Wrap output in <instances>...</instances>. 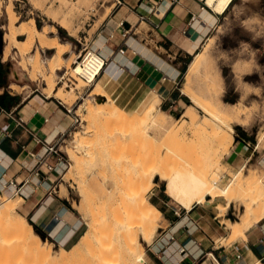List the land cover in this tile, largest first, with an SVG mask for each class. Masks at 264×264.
<instances>
[{"label": "rangeland", "instance_id": "rangeland-1", "mask_svg": "<svg viewBox=\"0 0 264 264\" xmlns=\"http://www.w3.org/2000/svg\"><path fill=\"white\" fill-rule=\"evenodd\" d=\"M113 2L114 0H0V49L2 48L3 52L6 47L3 37L9 32L10 10L17 16L15 25L29 24L34 20L37 28L46 32L50 40L47 39L48 43L53 44L55 43L53 40L56 39L68 45L63 55L65 65L62 70L52 75L48 68L49 59L56 51L42 49L36 42L26 59L29 61L38 52L42 65H45L43 75L46 78L53 76V85L55 83L53 91L64 97L60 99L53 93L51 99L61 101L80 118V122L63 136L60 144L70 165L72 160L68 155L69 149L71 153L80 157L82 161L80 171L74 178H67L66 174L70 168L68 165L55 182L58 187L54 192L58 194L57 190L60 188L61 192L58 195L68 196V202L73 206L77 216L85 222L84 226L94 220H98L100 225L96 227L95 242L89 252L76 259L69 255L63 263L53 264H90L94 254L113 253L115 250L118 251L117 249L131 246H142L146 252L148 246L152 244L146 240L142 228L146 227V215L157 208L154 202H158V198L161 200L168 198L170 206L185 212L167 196L166 184L160 181L169 179L176 172L185 174L187 171H192L205 181L215 179L219 166L214 162L213 155L220 148L218 140L223 130L229 132L228 125L235 130L234 142L245 139L253 148L264 136V0H234L227 12L222 15L220 23L196 50L197 54H203L204 59L189 91L196 96L201 106L213 112L214 117L206 115L203 107H195L183 94L188 66L194 60L192 55L186 59L188 63L184 66L186 69L177 80V92L181 95L182 101L180 105L175 106V111L173 109L167 112L168 116L172 117H168L167 121L172 126L181 125L186 106H193L195 118L200 123L198 127L184 130V133L179 135H172L168 128L161 131L154 129L149 123L150 120H146V114L139 112V116L135 113L134 118L136 116L138 119L144 115L146 119L141 118L137 121L136 118L132 119L136 122L128 119V124L124 122V125H118L99 116L85 122L84 116L78 110L96 83L89 87L79 79L73 69L76 68V59L86 46L96 51L100 49L94 41L106 27L104 18L108 13L110 15L109 11L112 10L109 7ZM112 28L117 27L112 25ZM3 52L0 53L1 85L12 93L11 96L20 95L22 98L27 95L48 96L50 90L47 89H50V86L41 77L35 82L28 78V74L20 66L21 57L16 51H12V56L7 61L3 60ZM80 83L82 86H79ZM12 84L24 87L25 90L20 89V94H17L10 88ZM155 97L157 96L154 95L153 98ZM98 99L110 104V101L103 97ZM116 99L118 100V97ZM124 105L131 109L128 103L125 102ZM147 105L137 107L143 110ZM231 105L237 109L233 108V112L232 109L229 110L230 116H227L225 111ZM231 113L232 115L236 113V116L232 117ZM201 123H209L210 128L207 126L209 129H204ZM79 131H84L85 134L83 147L80 145L82 149H76L79 150L76 152L70 148V142ZM260 145L258 144L257 148H261V152L248 163L253 168H263L260 162L263 159L264 140ZM231 150L224 154L226 162V156ZM222 152L223 149L219 150L218 154L221 156ZM144 172L155 173L156 179L149 183L148 179L142 177ZM262 177L264 181V171ZM247 184L242 181L237 183L234 195L243 196L248 200L254 199V193L248 189ZM11 198L16 201V211L26 216L21 198L18 196ZM149 202L155 209L146 207ZM195 208L200 209V213L205 214L207 219H216L223 235L221 238L223 244L220 245L227 249L237 248V254H242L246 258L244 253L250 248L254 249L256 242L262 241L264 245V223L248 235L249 240L246 243L232 242L224 222L217 219L214 214L219 211L217 208L212 211L203 205H195ZM157 211L160 214V221L159 219L157 221L154 242L162 237L164 229L170 228L162 213L158 209ZM26 217L31 224L29 217ZM225 217L235 221L240 218V212L229 208ZM86 230L87 227L67 250H73ZM41 239L50 245L54 256H60L59 249L63 248L62 246L55 245L45 238ZM259 250L262 251L261 248ZM254 251L256 253V250ZM249 252L252 260L248 264H252L255 256ZM263 252L258 256L262 261ZM202 262L203 260L200 263Z\"/></svg>", "mask_w": 264, "mask_h": 264}, {"label": "crops", "instance_id": "crops-1", "mask_svg": "<svg viewBox=\"0 0 264 264\" xmlns=\"http://www.w3.org/2000/svg\"><path fill=\"white\" fill-rule=\"evenodd\" d=\"M109 9L110 15L104 18L106 27L94 41L107 60L100 81L113 86L116 97L128 104L130 101L137 106L147 105L157 95L164 112L175 111L182 101L177 80L186 69V59L195 57L196 50L220 23L223 14L208 8L204 0H114ZM120 49L125 53L119 54ZM14 86L17 85L10 88ZM5 94L9 95L8 107L0 106V193L20 197L34 230L68 249L86 228L85 222L77 216L68 196H59L60 188L59 195L54 192L58 172L48 173L43 168L39 179L32 172L40 159L46 157L43 142H53L73 127L71 110L61 101L44 95L11 96L0 78V96ZM19 120L23 121L21 126ZM260 149L257 144L253 148L245 139L235 140L226 156L227 162L242 168ZM262 152L260 163L264 169V149ZM45 161L55 163L56 158L47 156ZM10 181L17 182L20 191H14ZM157 200L154 204L170 228L164 229L162 237L148 246L147 264H248L252 260L249 251L257 258L264 251L262 241H258L254 249L244 253L246 258L240 254L239 260L237 248L220 246L218 241L223 235L216 219H207L195 206L191 211L180 207L185 210L181 212L170 206L168 198ZM183 248L186 254L180 253Z\"/></svg>", "mask_w": 264, "mask_h": 264}, {"label": "bare ground", "instance_id": "bare-ground-1", "mask_svg": "<svg viewBox=\"0 0 264 264\" xmlns=\"http://www.w3.org/2000/svg\"><path fill=\"white\" fill-rule=\"evenodd\" d=\"M204 2L208 8H213L218 14H225L234 0H204ZM8 20L10 21L8 30L9 32L5 35V37H3V40H5L6 44L3 52V60L7 61L9 57L12 56V51H16L17 55L21 57L20 66L23 71L28 74V78L32 82H35L39 77L43 78V80L50 86V89H47L50 90L49 93L47 92L48 97H52L53 93H55L56 97L64 99L63 96H59L60 93L53 91L55 85V83L53 85V76L46 78L43 75L45 65H42V61L38 52H36L35 56L29 61L26 59V57L31 53V50L33 46L36 45V42L42 49H46L47 51H56V54L49 59L50 65L48 68L52 75L55 72L62 70L63 65H65L63 55L65 54V48H67L68 45L66 43H60L56 39L53 40L55 43H48L47 39L49 40V38H47L46 32H42L43 30L40 31V29L37 28L36 22L34 20H32L29 24L21 23L15 25L17 22V16H15L14 12L11 10L9 11ZM20 38H25V40L22 41ZM203 59V54L198 53L195 55L194 60L189 65L185 87L183 88V94L187 96L197 108H201L203 106H201L196 96H193L190 93L189 88L193 78L198 72L201 63L203 62ZM79 62L76 61V68L73 69V72L77 76L80 72V66H78ZM106 66L107 64L104 67V72ZM104 72L96 81V85H94L90 94L87 95L86 99H83V103L79 107L80 110L78 111L84 116L83 119L85 122L86 120L88 122L94 117L99 116L101 118H107V121L109 119L112 122L118 123V125H124V122L125 124H128V119H130L131 122H136L141 118L144 119V115V117L140 116L141 118L138 119L135 116L136 121H132V119H135V113L139 112L140 114H146L147 119H145L148 121L150 120L149 123H151L154 129L161 131L168 128L172 135H179L184 130L187 131V129L196 128L198 125H200L193 113V106H189L185 109L183 113L184 120L182 121L181 125H170V123L167 121L169 116L160 108L159 104L161 102V98H159L157 95V97L153 98L152 102L148 104L143 110H140L134 103L130 104V101L129 104L131 109L130 107H126L124 105L125 102L120 99H116L115 88L113 86L105 85L102 81H100ZM79 79L82 80L80 77ZM83 83L85 82L83 81ZM79 86H82V84L80 83ZM11 89L17 93L20 91V89L23 90L19 86H14ZM100 97L110 101V104L106 103V101H100L98 99ZM203 108L202 109L205 110L204 113H206V115L214 117V114L211 110L205 107ZM233 108H236V106L231 105L228 107L225 111V114L230 116L229 110L232 109L231 111L233 112ZM235 114L233 113L232 115L231 113V116L235 117ZM79 122L80 118L78 120V123ZM205 124H202V127L204 129H209V123L206 125ZM115 125L117 126V124ZM119 127L121 128L123 126ZM228 128L229 132L223 130L222 134L220 135L218 140L220 148L217 150V153L213 155L215 158L214 162H217V165L219 166V169L216 172L217 177L215 179L205 181L192 171H187L185 174L176 172L172 174L169 179L160 182L166 184L165 193L167 196L187 211H191L195 205H203L206 209L211 211L217 208L216 210L219 211L214 214L216 215L217 219L224 222L226 231L229 233L230 240L232 242L242 241L246 243L249 240L248 235L264 223V181L262 177V172L264 170L259 167L253 168L247 163V165L244 167L236 170L232 167V165H229L224 160L223 157L225 152L230 151L234 145L235 130L229 125ZM83 132L79 131L75 133L72 142H70V148L75 149V151L79 148V150L82 149L81 146L83 145L84 140L83 134H85ZM133 137H135L134 134ZM263 140L264 136L258 142L259 146H261L260 143H262ZM222 149L223 152L220 156L218 151H221ZM69 150L68 155L70 160H72V164L67 171L66 177L74 178L80 171V165L82 161L78 155L71 153V149ZM154 174L155 173L153 172H144L142 177H145L149 180L148 182L151 183L154 181V179H156ZM240 181L248 183V189L253 191L255 197L254 199L248 200L243 196L239 195L240 197H238L237 195H234L236 185ZM16 205V201L13 200L10 195L7 193H0V264L63 263L69 255H71L73 259L84 256L94 245L97 233L96 227L98 228L100 225L98 220H94L92 223L86 224L87 230L81 236L73 250L70 251L61 248L59 249L60 256H54L50 245L45 243L34 231L27 218L16 211ZM146 207L149 209H155L151 202H149ZM229 208H234L239 211L240 218L235 221L226 218L225 214ZM159 215L160 214L158 213L157 208L151 212V214L146 215V227L142 228V230L145 232L148 243L153 244L154 242V234L157 230V221L159 219ZM222 241L223 239H220V242L218 241L219 244H223ZM117 250L118 251L115 250L113 253L94 254L90 264H147L146 252L142 246H131L126 247L125 249ZM211 256L218 263L214 255L211 254ZM252 264H264V260L262 261L255 257Z\"/></svg>", "mask_w": 264, "mask_h": 264}, {"label": "built area", "instance_id": "built-area-1", "mask_svg": "<svg viewBox=\"0 0 264 264\" xmlns=\"http://www.w3.org/2000/svg\"><path fill=\"white\" fill-rule=\"evenodd\" d=\"M124 53L125 51L123 49L119 50V54ZM76 60L77 62L80 61L78 63V66H80V72L78 76L86 84H88L89 87H92L104 72V67L107 64V60L100 54L99 51H96L92 47L88 46H86L81 51ZM69 113L72 115V118L74 120L73 126H75L78 123L79 118L75 114H73L72 111H69ZM22 123L23 121L19 120L18 124L20 126L22 125ZM63 136H60L53 142H43V146L45 147V156H54L56 158V161L55 163H48L45 161L46 157L40 159L37 164L38 167H36L32 172V175L35 179H39L44 170L48 173L58 172L59 174H61L63 170H65V168L70 165L66 156H64L61 150L60 144L63 139ZM9 185L12 189H14V191H20V187L17 182L10 181ZM171 240H174V238H171ZM180 253L186 254L187 250L183 248L180 250ZM237 259L241 260L242 255H237Z\"/></svg>", "mask_w": 264, "mask_h": 264}, {"label": "trees", "instance_id": "trees-1", "mask_svg": "<svg viewBox=\"0 0 264 264\" xmlns=\"http://www.w3.org/2000/svg\"><path fill=\"white\" fill-rule=\"evenodd\" d=\"M2 68V64L0 63V71ZM9 97L8 94H5L3 96H0V106L2 107H8V102H7V98ZM44 239V237H42Z\"/></svg>", "mask_w": 264, "mask_h": 264}, {"label": "water", "instance_id": "water-1", "mask_svg": "<svg viewBox=\"0 0 264 264\" xmlns=\"http://www.w3.org/2000/svg\"><path fill=\"white\" fill-rule=\"evenodd\" d=\"M3 52L2 48L0 49V53Z\"/></svg>", "mask_w": 264, "mask_h": 264}]
</instances>
